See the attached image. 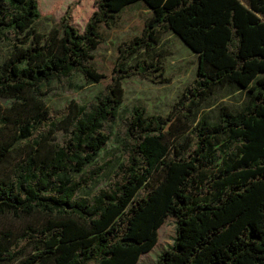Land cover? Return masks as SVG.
I'll return each mask as SVG.
<instances>
[{"label": "trees", "instance_id": "16d2710c", "mask_svg": "<svg viewBox=\"0 0 264 264\" xmlns=\"http://www.w3.org/2000/svg\"><path fill=\"white\" fill-rule=\"evenodd\" d=\"M136 2L149 16L129 55L153 50L163 31L197 54L188 113L227 85L246 89L250 99L236 112L221 106L216 123L201 118L195 145L173 151L164 119L134 107L122 179L82 197L74 175L109 140L104 126L123 101V76L89 107L70 103L57 120L63 144L50 130L35 135L49 119L43 86L75 72L98 82L103 74L90 60L101 29ZM40 4L0 0V37H15L0 61V100L9 101L0 102V214L44 219L21 235L0 229V261H13L26 239L35 251L19 264H135L174 216V243L152 264H264V0H96L82 31L66 11L47 33L35 27ZM144 62L138 72L162 74L161 65ZM140 188L147 190L141 198Z\"/></svg>", "mask_w": 264, "mask_h": 264}, {"label": "rangeland", "instance_id": "374dc122", "mask_svg": "<svg viewBox=\"0 0 264 264\" xmlns=\"http://www.w3.org/2000/svg\"><path fill=\"white\" fill-rule=\"evenodd\" d=\"M240 1L245 3L246 0ZM52 2L41 0L38 9L40 16L35 27L44 33L58 23L66 11L70 13L78 30L82 31L93 10L97 9L96 0H54ZM148 16L149 10L142 3L136 2L116 14L113 26L102 27V41L96 50H93L94 57L90 60L95 69L103 74L98 82H90L84 78L83 74L75 72L71 76L53 80L43 86V100L48 108L49 119L38 128L35 135L39 132L46 134L50 130L49 137H55L63 144L64 135L58 129L61 125L57 123V120L67 113L70 103L73 101L78 105L89 107L98 97L107 92L114 78L123 76L120 79L124 91L123 101L115 118L104 126L109 140L101 148L95 161L87 164L81 172L74 175L75 180H79L81 184L79 196L91 197L100 189L109 188L122 179L128 163L129 149L133 143L128 129L134 107H143L144 116L159 115L164 119L167 126L163 131L173 151V145H176L177 149H181L185 144L195 145L196 128L201 118L204 117L209 122L216 123L219 121L221 106H228L231 111L236 112L246 106L250 99L246 89L227 85L200 101L195 112L188 113L187 107L190 101L196 100L193 91L196 88L195 80H197V64L199 63L197 54L171 31L161 32L153 50L145 51L141 48L132 55L127 52L134 38L142 35ZM259 16L264 21V15ZM6 36L7 38L0 37V61L10 52V41L15 40L14 35L9 32ZM143 61H145L144 64L153 61L161 65L162 74L153 78L148 76L149 70L138 72L136 64ZM0 102L9 103L2 99ZM177 113H179V119L175 116ZM175 128L180 129L179 134H168ZM146 192L145 188H140L137 197L141 198ZM43 220L40 219L38 222L41 223ZM36 221V219L30 220L11 213L0 214V229H9L21 235L22 230L29 225L40 227L41 225ZM175 232L176 219L174 216H166L159 228L157 244L142 254L135 264H152L163 250L174 243ZM34 251L33 243L21 239L18 247L14 249V260L11 262L2 260L0 264H19L28 259Z\"/></svg>", "mask_w": 264, "mask_h": 264}]
</instances>
